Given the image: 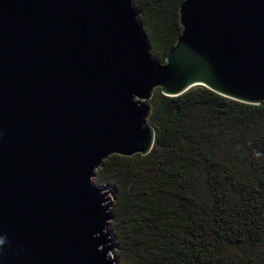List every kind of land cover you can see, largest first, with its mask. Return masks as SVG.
I'll use <instances>...</instances> for the list:
<instances>
[{
    "label": "water",
    "instance_id": "obj_1",
    "mask_svg": "<svg viewBox=\"0 0 264 264\" xmlns=\"http://www.w3.org/2000/svg\"><path fill=\"white\" fill-rule=\"evenodd\" d=\"M164 62L130 0H0V264H117L95 170L146 155L155 89L264 100V0H182Z\"/></svg>",
    "mask_w": 264,
    "mask_h": 264
},
{
    "label": "trees",
    "instance_id": "obj_2",
    "mask_svg": "<svg viewBox=\"0 0 264 264\" xmlns=\"http://www.w3.org/2000/svg\"><path fill=\"white\" fill-rule=\"evenodd\" d=\"M160 62L181 32L182 0H130ZM146 155H111L95 170L114 188L108 230L117 264H264V100L194 86L155 89Z\"/></svg>",
    "mask_w": 264,
    "mask_h": 264
},
{
    "label": "rangeland",
    "instance_id": "obj_3",
    "mask_svg": "<svg viewBox=\"0 0 264 264\" xmlns=\"http://www.w3.org/2000/svg\"><path fill=\"white\" fill-rule=\"evenodd\" d=\"M93 181H94V179H93ZM101 187H103V185H102ZM107 196L109 197L108 202H111V204H112V201H113V199H114V194H112V193H108ZM110 255L113 256V250L111 251Z\"/></svg>",
    "mask_w": 264,
    "mask_h": 264
}]
</instances>
